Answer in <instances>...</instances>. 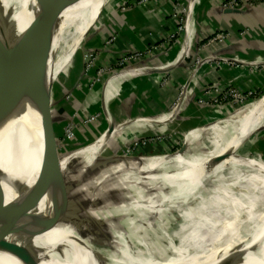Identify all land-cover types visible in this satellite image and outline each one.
<instances>
[{"label":"bare ground","instance_id":"obj_1","mask_svg":"<svg viewBox=\"0 0 264 264\" xmlns=\"http://www.w3.org/2000/svg\"><path fill=\"white\" fill-rule=\"evenodd\" d=\"M5 1L22 29L44 21L51 2ZM109 1L71 0L53 51L25 56L15 69L19 79L34 73L40 91L45 80L52 93L51 82L70 63ZM242 113L228 126L214 123L186 134L184 141L200 150L199 155L176 153L150 162L138 156L125 162L103 160L99 156L111 136L108 130L86 150L61 154L65 185L55 207L8 240L44 249L45 259L25 262L0 254V264H74L54 261L57 252L82 262L76 264H264V166L252 158L238 159L244 158L238 150L251 136L264 133V99ZM2 115L0 177L3 189L13 196L24 191L25 180L37 182L41 171L23 125L17 127ZM99 178L105 179L99 182L101 188L81 194L83 186Z\"/></svg>","mask_w":264,"mask_h":264},{"label":"crops","instance_id":"obj_2","mask_svg":"<svg viewBox=\"0 0 264 264\" xmlns=\"http://www.w3.org/2000/svg\"><path fill=\"white\" fill-rule=\"evenodd\" d=\"M172 1L176 6V11L166 3V0H152L136 8L135 5L134 7L132 5L134 9L130 8L128 11L123 12L119 11L122 0H111L102 12L101 19L94 27V29L99 30V32L94 34L93 39H91L89 49L101 53L97 59L98 66H102L106 63L107 67L117 68L116 66L120 58L128 53L137 51L145 52L150 49L152 50L153 47H162L163 44L169 42L167 54L154 51V53L159 56V60L154 62L153 65L155 67L161 66L160 73L144 75L141 70L142 74L134 73L129 77L112 79L109 84L110 91L108 94H110L109 96L105 95V103L108 108L103 105V87L96 85L93 90H90V95L86 97V101L89 97L91 98V107L98 110L93 111L98 114L107 112V116L109 117L106 119L107 122L109 124L117 123L115 124L114 134L108 136L109 138L106 141L109 146L108 148L119 149L116 147V140H119L118 137L120 136L124 141H126L125 138L128 136L127 141L132 144L133 140L131 139L133 135L136 134L142 135V138L149 135L150 132L152 133V131L156 134H158V132H160L161 135L163 134L162 124L166 122L157 124L153 123L154 121L145 119V121L133 122L126 126L118 123H125L130 119L139 117H158L160 114L148 109L146 103L149 100H153V97H155L156 100V94L153 92L156 87L152 88V86H156L157 84L162 85L163 81L169 78L170 81L165 86L170 83H175L177 79L176 75L181 71H188V78L183 81L182 85L188 82L194 89L193 94L196 98L201 97L203 91L215 83L226 84L231 80L235 85H239L240 88L252 89L255 88L259 82L264 81V78H261L262 76L259 77L257 75L258 71L252 67L245 66L244 69L241 67H239V69H232L219 61L218 65L209 62L202 66L197 72V78H192L191 80L189 68L182 66L185 62L190 63L192 58L197 59V52L202 39L220 32L228 35V37H226L227 39H225L219 47H213L209 52H202L203 57L214 55L215 50L219 48V56L229 58L237 57L246 61L264 62V7L258 8V10H247L242 14L234 12L223 13L220 8L221 4L218 0ZM176 13L177 15H181L180 19L175 16ZM105 15H107V17L104 18L103 21ZM183 16L187 18L189 23L188 34L184 31L174 42H170V38H172L181 27V18ZM104 25L108 27L109 30L111 28L113 36L117 35L118 37V39L110 47H107L105 51L104 43L106 41L102 43V41L98 39V35L108 33V29H104ZM102 28L104 30L103 33ZM94 29L93 32L96 31ZM109 36L108 34V37ZM151 60L152 59L148 60L145 65L150 64ZM73 64L76 65V70L78 69L80 71L77 77L78 80L82 73V56L75 58ZM79 68H81V70ZM138 71L141 72L140 70ZM73 75L74 71L68 70L66 72L65 79L67 83L65 82V84L67 86L72 83L71 76ZM260 78L262 81H259ZM83 83H85V81H83L82 84ZM84 87L87 88L86 85H84ZM95 89H97L99 93H97ZM73 92L74 94H78V92H80L79 87L74 89ZM51 96L52 102L60 99L58 98L59 96H55L54 92L51 93ZM99 107L102 112L99 110ZM212 112H209V110L206 111L203 117L213 116L214 113ZM81 113L84 114L86 112H82V110L77 112L82 118L84 115ZM208 113L211 114L208 115ZM186 119L189 120L188 118ZM105 130L107 132L108 128ZM78 132H80V129L76 131V134ZM164 147L165 145L163 148Z\"/></svg>","mask_w":264,"mask_h":264},{"label":"water","instance_id":"obj_3","mask_svg":"<svg viewBox=\"0 0 264 264\" xmlns=\"http://www.w3.org/2000/svg\"><path fill=\"white\" fill-rule=\"evenodd\" d=\"M4 1L0 0V118L3 117V111L13 125L16 124L17 127L23 125L29 137L30 153L34 158L35 165L41 171V177L33 183L25 180L24 191L13 196L3 189L0 177V254H6L25 262H35L45 259V256L42 255L45 252L44 249H37L34 244L30 243L10 244L8 240L40 221L55 207L63 191L65 179L58 161L59 139L54 129V124L58 120L53 117V109L63 102L59 101L63 97L52 102L51 88L47 86L45 80L44 91L42 92L38 87L39 81H37V76L34 73L27 72L26 79L21 81L15 69L27 55L46 56L53 51L55 42L61 35L65 20L64 13L70 8L71 0H51L47 18L29 29L20 27L10 9L6 8V1ZM253 10H258V8ZM19 11L22 12L21 7H19ZM232 12L244 13L242 11H227L225 13ZM26 17L25 11L24 18L26 19ZM98 32L99 30H96L94 34ZM195 62L196 58H192L190 63L185 62L182 66L190 69ZM139 66H142V63ZM26 69H29V66ZM138 70L141 71L142 69L136 67L111 76L112 79H121L134 73L142 74V71L139 72ZM143 73L146 72L143 71ZM78 81L74 88L70 89L71 94L83 82L81 78ZM103 105L108 108L105 97ZM140 118L130 119L122 124L126 126ZM150 118H152L151 121L157 120L154 119L157 116L147 117V119ZM115 124L112 123L108 126L111 135L114 134ZM105 132L106 130L93 143L103 137ZM90 145L92 143L71 153L77 154L86 150ZM109 149L112 150L110 156H104L105 150L99 157L103 160L115 159L118 149ZM113 154L114 156H112ZM142 161L146 162L144 159ZM86 200L90 202V205L93 204V201ZM70 203L73 204L74 202L71 200ZM68 206L70 205L68 204ZM54 256V261L58 263H82L75 258L62 255V253L57 252Z\"/></svg>","mask_w":264,"mask_h":264},{"label":"rangeland","instance_id":"obj_4","mask_svg":"<svg viewBox=\"0 0 264 264\" xmlns=\"http://www.w3.org/2000/svg\"><path fill=\"white\" fill-rule=\"evenodd\" d=\"M141 2L142 0H122V3L120 4V6L124 3L121 6V8L130 7L134 9L133 8L134 5H135V8L138 6H142L140 5ZM121 8L119 7V11H122ZM102 12L100 14L99 20L101 19ZM95 25L96 23L91 28H89L88 31L84 34L80 47L78 48V50H76L71 55L70 63L66 65V67L62 69V71L57 75V77H55L54 80L51 82L52 92H54L56 97L58 96H59L58 98L63 97L62 99H64L65 101H68L72 98L80 99L79 101L80 109L77 112H79L80 110H82V112H86L83 115L86 116L87 114V117L89 118V120L91 121L92 119L93 121V122H89L88 120L87 122L89 123L87 124V127H90V126L93 127L94 131L93 133L86 132L84 135H80V133L76 134L75 137L73 138L74 140L73 142L77 144V147L76 149L74 148V146L71 147V145L68 144L69 141L65 138V129L68 127L69 123L74 119H77V120H74L75 124L83 123L85 125V122L83 121L85 119L84 116H82V118H81V115H79L80 117L78 116L76 117L77 112H74V114L71 115V119L69 123L64 128L63 134H61L60 137L58 136V139H59L58 156H61V154H67L77 149H81L93 143V141L97 140V138L100 137V135L109 126V123L106 120L107 118L105 117V112L103 113L104 115L103 118L102 116L98 117V113L97 112L95 113L93 111V110L95 111H98V110L94 108L92 110L88 109L89 108L88 106L90 104L89 101L91 100V98L89 97L86 101V97L90 95V90L91 89L93 90V88H95L96 85H100L101 87H103L104 89V92L102 91L103 97H105V95L109 96L110 93L108 94V92L110 91L109 90L110 88L106 87V83L109 82V80L112 81V76H111L112 73L115 70H117V68H119L118 66H116L117 68L107 67L106 63L103 64L102 66H98L97 63H95V60H97L99 58V55L101 54L99 52H96L95 50L89 49V43L91 42V39H93V36H94L93 29ZM103 27L104 29L107 30L105 25ZM103 32L104 30L102 28V33ZM103 36L106 37L105 39L106 42L104 43V47H105L104 51L107 50L106 48L108 47L107 45L108 42L114 39L116 41L118 39L117 35L113 36L111 34L108 37L107 34H103ZM87 39L88 41L86 42ZM167 45L168 44L165 43V46L168 48L169 46ZM137 53L142 54V51H137ZM76 56L77 57L82 56V70L81 68H79L82 71V73L80 74L79 78H81V81H85L87 85L85 83L84 84L87 86L88 89L85 88L84 85L82 84L79 86L80 92H78V94H74V93L71 94L70 89L74 88L75 84L79 82L77 80V77L80 71L78 69L76 70L77 67L76 65L73 64V62L75 61V58H77ZM90 62H92L93 64H91V68L87 70V65ZM118 65H121L120 61L118 62ZM68 70L74 71V75L71 76L72 83L68 85V86L72 85L73 87L72 86L68 87L65 84L66 82L65 75ZM257 71H258L257 75L259 77L262 76L261 78H264V69L259 68ZM261 78L259 81H262ZM69 82H70V77H69ZM220 86L222 88L220 89V93H222V96L219 98H216L215 100L214 99L209 100L208 106L206 103L204 104V107H203L202 105L199 104V99L194 97L192 98V102H189V101L185 102V107H183L184 109H182L181 112L179 109V111L176 112L175 114L174 112L172 115L168 114L175 107V104L176 105L178 104V101H179L178 99L175 101V103L171 107L165 108L164 111L160 114L161 115L160 120L165 117L168 118L172 116V118L171 120H168V122H166L165 124H162L163 131H164L163 135L156 134L155 132L152 131V133L150 132L149 135L142 138V135L136 134V135H133L131 139L133 140L132 144L128 143L126 138H125L126 141H124V139L122 140V138H120L121 136L118 137L120 140V141L118 140L120 148L117 150L115 154V156H117L116 157L117 161L125 162L128 160L126 159L127 157L138 156L139 158L142 157L145 161L150 162L151 159L156 160L159 157H164L165 155L169 157V156L175 155L176 153H178V155H175V157L186 155V154L187 155H199L201 154L200 150L190 148L189 144L184 141L186 134L192 131V129L194 130L200 127H206L208 129L214 123H217L220 126H228L242 118V114H243L242 111L246 107H251L252 104H255L258 101H261L262 99H264L263 98L264 97V81L259 82V84H257V86L252 89L240 88L239 85H235L234 82H231V80L228 81L226 84L220 83ZM95 90L97 93H99L97 89ZM51 99H52V96H51ZM62 99L60 100L58 99V100L64 101ZM183 103H184V100H183ZM209 104L211 105V108H214V109H211ZM208 110L209 112L213 111L212 113H214V115L204 118L203 116L205 115V112ZM210 114L211 113H208V115ZM99 115H101V113H99ZM104 118L106 119L104 120ZM186 118H188L189 120H187ZM116 122H119V121H116ZM122 123L119 122L118 124L123 125ZM83 124L79 128L80 130L81 128L86 127V126H83ZM216 127H219V126H216ZM128 140L131 141L130 139ZM66 141L68 142L66 143ZM164 145L165 147L163 148ZM102 147L103 148L101 149V151L106 150V152L104 153V156L105 155L110 156L112 154V152H110L112 150L108 148L109 146L107 143L102 145ZM238 154L244 157V158H238L240 160L242 159L244 161H249L247 159L252 158L251 159L252 161L264 166V133L263 134L256 133L255 135L251 136L250 140L247 141L244 144V146L238 150ZM112 156H114V154ZM170 158H173V157H170ZM262 178H264V175L262 176ZM103 180L105 179L99 178L97 181L89 182L88 184H86L85 186L81 188V194L88 190L92 191L95 187L101 188V186L99 185V182ZM132 201H134V199ZM166 204H168L169 206H173V207L175 206V202L174 203L166 202ZM172 220L174 221L175 218ZM141 231H142V228H141Z\"/></svg>","mask_w":264,"mask_h":264},{"label":"built area","instance_id":"obj_5","mask_svg":"<svg viewBox=\"0 0 264 264\" xmlns=\"http://www.w3.org/2000/svg\"><path fill=\"white\" fill-rule=\"evenodd\" d=\"M149 1L152 0H142V2L140 3V5L149 3ZM153 1H158V0H153ZM220 2V8L223 11V13L227 12V11H247V10H252V9H257V8H262L264 7V0H218ZM124 4V3H123ZM122 4V5H123ZM121 5V6H122ZM123 12H126L130 9V7H123L121 8ZM175 16L177 18L180 19L181 15H177V13L175 14ZM184 17V18H183ZM181 18V27L176 31V33L173 35L172 38H170V42H174V40L179 37L180 34H182V32H186V34H188V20L185 16H183ZM226 37H228V35L220 32V33H216L215 35H211L210 37H205L204 39L201 40L200 42V47L198 49L197 52V59H196V63L192 66V68H190V78L192 80V78H197V72L201 69L202 66L206 65L207 63H216L217 65L219 64V62H222L224 65L231 67L232 69H239V67H241L242 69H244L245 66L248 67H252L256 70H258L259 68L264 69V62H259V61H246L244 59L241 58H229V57H223V56H219L217 55L218 53V49L215 50V54L212 56H208V57H203L202 56V52L207 51L209 52V50H212L213 47H219V45L221 43H223L225 41V39H227ZM115 39L108 42L107 45L108 47H110L113 43H114ZM169 46V42L167 43ZM154 51H160V53L162 54H167V47L165 46V44L162 45V47H153L152 50H147L145 52H142V54L137 53V52H132V53H128L127 55L123 56L120 58V64L121 65H117L119 68H117V70H115L112 75H116L117 73H120L122 71L128 70V69H135L136 67L138 69H142V71L146 72L144 75H152V74H158L161 72V66H154V62L159 60V56L157 54L154 53ZM151 60L150 64H147L148 60ZM95 63H97V60H95ZM142 63V66H139ZM91 64H93L92 62H90L87 65V70H89L91 68ZM220 66V65H219ZM121 67V68H120ZM170 78L169 79H165L162 83L163 86H165L167 83H169ZM110 82L106 83V87H110L109 86ZM220 83H215L212 86H210L208 89L203 91V95L201 97H199V104L202 105L204 107V104L209 103V100H215L216 98H219L222 96V93H220ZM192 98H194V94H193V88L190 86L189 83H186L185 85H181L180 90H179V96L177 97L178 104H175V107L172 109V111L168 114H172L175 109H180V112L182 109H184L183 107H185V102H192ZM196 98V96H195ZM183 100L184 103L182 102ZM182 102V103H181ZM210 108L211 105L209 104ZM209 108V107H208ZM223 108V107H222ZM214 109V108H211ZM216 110V109H215ZM83 114V113H81ZM167 114V113H166ZM80 114H77L76 117H79ZM102 115V113H101ZM101 115L98 114V117H100ZM161 115H159L157 119L155 120L153 123H157V124H161L158 123L159 119H160ZM84 122L85 125L83 124V126L87 127V124L89 122H93L92 119L91 121L89 120V118L84 115ZM103 118V116H102ZM174 118V117H173ZM145 119H147V117H141L140 119H138L135 122H139V121H145ZM152 119V118H150ZM77 120V119H74ZM74 120H72L68 127L65 129V138L68 141L73 140V138L76 135V131L79 130V128L82 126V124H75ZM89 120V122H87ZM98 121V120H97ZM163 126V125H162ZM159 135H161L160 132H158ZM163 135V134H162ZM157 137V136H156ZM66 141V143L68 142Z\"/></svg>","mask_w":264,"mask_h":264},{"label":"trees","instance_id":"obj_6","mask_svg":"<svg viewBox=\"0 0 264 264\" xmlns=\"http://www.w3.org/2000/svg\"><path fill=\"white\" fill-rule=\"evenodd\" d=\"M166 3L176 11V6L172 0H166ZM104 17L106 18L107 16L105 15ZM104 17H103V21H104ZM106 28L108 29L107 35L108 34L111 35L112 34L111 28L110 30L108 27ZM98 39L103 43L106 37L103 35H98ZM176 77L177 79L175 83H170L167 86L158 85V84L156 86H152V88L156 87L153 90V92H155L156 94V100L155 97H153L152 98L153 100H149L146 102L148 109H151L153 112H157V114H161L165 108L171 107L175 103L177 97L179 96V90L183 81L188 78V71L187 70L181 71L176 75ZM85 84L83 83V85ZM79 101L80 99L78 98H72L68 101H63L62 103L59 104V106L53 109V117L58 120V122L54 124V129L57 136L60 137V135L63 134V130L65 126L69 123L71 119V115L80 109ZM93 129L94 128L91 126L83 127L81 128L80 132H78L77 134L80 133V135H84L86 132L93 133L94 131ZM73 141L74 140L69 141L68 144H70L71 147L74 146V148L76 149L77 144L74 143ZM116 147L120 148L118 139L116 140Z\"/></svg>","mask_w":264,"mask_h":264}]
</instances>
